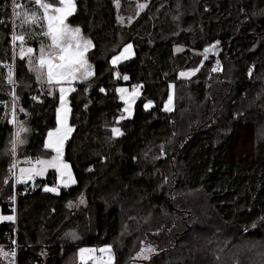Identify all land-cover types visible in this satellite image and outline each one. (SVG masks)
Here are the masks:
<instances>
[{
    "label": "trees",
    "instance_id": "obj_1",
    "mask_svg": "<svg viewBox=\"0 0 264 264\" xmlns=\"http://www.w3.org/2000/svg\"><path fill=\"white\" fill-rule=\"evenodd\" d=\"M141 2L146 7L134 13ZM75 3L67 22L91 39L94 75L67 96L73 131L63 158L75 183L49 193L43 188L56 185L54 170L18 184L9 165L51 155L44 139L56 127L59 91L38 83L18 56L15 86L8 82L14 4L27 6L21 14L37 7L34 0H0V214L15 215L0 221V245H15V264H65L79 246L98 245L111 246L112 264H214L209 252L218 244L212 243L229 238L234 242L226 250L237 240L261 250L251 263V250L242 252L239 264H264V0ZM118 15L131 20L122 24ZM126 43L133 56L111 65ZM213 45L215 51L205 52ZM212 66L220 70L213 73ZM186 70L195 71L181 79ZM118 85L139 90L132 114L122 119ZM13 91L18 119L30 129L15 157L5 151L14 131ZM114 127L122 134L113 136ZM239 132L245 146L231 156ZM71 228L75 242L64 236ZM143 241L155 251L135 260Z\"/></svg>",
    "mask_w": 264,
    "mask_h": 264
},
{
    "label": "snow or ice",
    "instance_id": "obj_2",
    "mask_svg": "<svg viewBox=\"0 0 264 264\" xmlns=\"http://www.w3.org/2000/svg\"><path fill=\"white\" fill-rule=\"evenodd\" d=\"M33 0H28V3L31 4ZM117 7H119L118 0H115ZM35 5L37 6V11L31 13L25 11L23 13V19L21 20V27H28L31 30V26L36 24L41 27L43 31L39 34H34L29 31L27 34L22 35H12L13 46L15 47V42L20 41V52L19 56L21 59L27 57L29 64V71L35 73L36 80L38 83L43 84L47 83L49 89L55 88L57 85L59 87L60 93V104L61 107H58L56 110L57 117V127L55 129L49 130L47 137L44 141V148L51 149L55 155L51 159L45 160L38 158L34 163L31 158H26L25 163L31 165L29 167H21L19 169V179L17 182L31 180L35 176H42L48 168L55 169L59 174V182L67 186L68 183H75V180L72 178L70 166L63 159V146L64 141L68 138V134L73 131V129L68 126L67 123V114L69 109L66 104L65 99L68 92L74 91L71 87H64L63 85H71L73 81H86L94 75V72L91 71V65L87 59V53L89 49L94 47L90 39H86L82 30L79 26L72 27L66 21L68 17L72 16L76 11L75 0H58V5L48 2V0H34ZM22 7L21 4H14V15L20 17L21 13L17 10ZM138 7L143 8L145 5L141 4ZM42 13V14H41ZM40 35L46 38L49 43L44 44L41 42L39 47V53L36 54V50L32 47H25L26 39L30 36ZM132 45L128 44L125 46L124 50L117 56L112 57V64L115 65L121 59L126 58L125 53L130 52ZM179 50V49H178ZM208 49H205L207 52ZM7 67V65H5ZM214 71L216 69H213ZM189 73L181 72L180 76L190 75ZM252 69H249V74H251ZM9 83H14L12 78V72L9 71L7 77ZM125 80L128 79L127 76L124 77ZM173 86L170 84L169 88ZM87 90V89H86ZM101 92H104L105 89L101 88ZM116 91L121 93V99L125 100L126 103L129 101L125 99L124 93L126 89L117 88ZM49 95H52L50 90ZM139 95L135 90L131 94V99L134 100L135 97ZM13 96V106L11 112V119H8V123L11 124L14 128L13 133L11 134V139L9 141L10 147L6 148V152H10L13 157L16 156L17 148L19 145H23L26 140L23 138L22 134H26L30 131L29 128L25 126L24 121L18 119V114L16 112V103L15 101L18 97L15 96V92L12 93ZM35 99V97H34ZM173 101V94L170 91L168 95V100L165 102V109L171 111V104ZM152 101H148L144 107L147 109L152 105ZM20 112H24L23 108L19 109ZM124 111H129L128 108H125ZM113 136L121 135V131L118 128H112ZM18 166V162L13 160L12 164L9 165V172L12 174L13 178L16 177L15 169ZM5 183H8L7 178ZM45 191L56 192V187H47L45 186ZM11 199L14 200V197ZM83 203V200H81ZM71 206V202H69ZM15 216H0V220L5 221H14ZM264 219V218H262ZM66 235L71 236L73 239L76 238V234L73 231L66 233ZM15 243V242H13ZM94 251L93 249H83L81 248L79 252L81 254L86 252ZM108 251L111 252V246L106 245L101 249V252ZM155 249L150 245L147 248H142L141 252L137 255H143L144 259H149V254L154 252ZM9 253H6L0 248V256H8ZM12 256L15 253H11ZM81 259L85 260L86 258L81 255ZM107 264H112L111 259L107 261Z\"/></svg>",
    "mask_w": 264,
    "mask_h": 264
},
{
    "label": "rangeland",
    "instance_id": "obj_3",
    "mask_svg": "<svg viewBox=\"0 0 264 264\" xmlns=\"http://www.w3.org/2000/svg\"><path fill=\"white\" fill-rule=\"evenodd\" d=\"M56 4L58 5V0H57V2H56ZM141 4H143V5H145V7H146V3H143V2H141V3H138L135 7V10H134V13H139L141 10H143V8H145V7H143V8H140V7H138L139 5H141ZM10 7H12V5H10ZM37 7V6H36ZM22 9H28L27 8V6H24V5H22ZM34 11H36L35 9H34ZM25 11H23L22 12V14L20 15V17L18 18V17H16L15 15L13 16V14H12V16L10 17L11 19L9 20L10 22L9 23H7V20L5 21V23H7L9 26L8 27H11V31H10V37H11V51H12V63H10V65H11V67H10V69L9 70H11V72L13 73V71H14V58L15 57H20L19 56V52H20V41H16L15 42V47L13 46V42H12V35L13 34H15V35H22V34H27V33H29V31H31V33H34V34H39V33H41L42 31H43V29L41 28V27H39V26H37L36 24H33L32 26H31V30H29V28L28 27H21V20L23 19V13H24ZM28 12V11H27ZM131 12L132 11H129V14H131ZM29 13H31V12H29ZM128 13V12H127ZM42 14V13H41ZM131 20V16H127V17H123V16H120V15H118V21L120 22V23H125V24H127L129 21ZM67 22V21H66ZM68 23V22H67ZM69 24V23H68ZM70 26H72V27H75V26H77V25H71V24H69ZM37 26V27H36ZM37 28V30H38V28H41L40 30H36V29H34V28ZM86 39H90V38H88V37H86V36H84ZM33 38H35L37 41H38V44H36V45H32V44H30V40H32ZM91 40V39H90ZM41 42H43L44 44H47V43H49V41L46 39V38H44L43 36H40V35H35V36H30L29 38H27L26 39V42H25V47H29V46H33L34 48H35V50H36V54L38 55V53H39V47H40V44H41ZM128 44H131V43H126V44H124L123 45V47L121 48V50L118 52V53H116L115 55H113V56H117V55H119L123 50H124V48H125V46L126 45H128ZM214 46V45H213ZM209 47V48H207L208 49V52H212V51H215L216 50V46H214V47ZM177 51V50H176ZM133 54H134V51H133V46H132V49H131V51L130 52H127V53H125V56H126V58H124V59H121L120 61H118L115 65H117L119 62H121V61H123V60H125V59H128V58H130V57H132L133 56ZM199 54H200V52H199ZM202 55H204V56H206V53L204 52H202L201 53ZM112 56V57H113ZM112 57H111V59H110V62L112 61ZM25 59H26V61H27V65H28V68H29V64H28V59H27V57H25ZM88 59V58H87ZM88 62H89V64L92 66L91 67V71H93V65H92V63L89 61V59H88ZM111 65H113L112 64V62H111ZM115 65H113V66H115ZM194 72L192 71V74H193ZM34 75H35V73H34ZM35 78H36V76H35ZM91 78V77H90ZM89 78V79H90ZM88 79V80H89ZM87 81V80H86ZM81 82H84V81H73L72 83H71V85H67V84H65V85H63L64 87H71V88H73V86L75 85V84H77V83H81ZM12 84V87H14L15 86V84L14 83H11ZM45 84H47L46 82H45ZM59 87H60V85H57V89H58V91H59ZM137 91H139L137 88H136V92ZM120 95V97H121V93L119 94ZM65 99H66V97H65ZM125 101V100H124ZM59 103H60V101H59ZM171 107H172V104H171ZM125 108H129V106H128V104L127 103H125L124 104V107H123V110L125 109ZM165 108V107H164ZM122 114H126V111H123V113ZM246 134L245 133H241V132H239V134L236 136V138H235V144L232 146V148L230 149V154H231V156L233 155V156H237L238 154H240L241 153V149L242 148H244V146H245V143H242V141H243V138H244V136H245ZM24 165L21 163V162H19L18 163V166L16 167V169H15V172L17 171V168H18V170L21 168V167H23ZM51 170H54L55 172H56V170L55 169H51ZM43 176H45V175H43ZM43 176H35V177H43ZM34 177V178H35ZM16 178V177H15ZM27 181H29V180H25V181H21L22 183H24V182H27ZM21 182H19V183H21ZM18 183V184H19ZM68 187V186H67ZM11 215H13V214H9V215H0V216H11ZM15 216V215H14ZM15 220V219H14ZM70 231H73V232H75V234H76V238L75 239H73L71 236H69V235H66V233H69ZM66 233H65V238L68 240V241H70V242H75V241H77L78 240V234H77V232L74 230V229H68L67 231H66ZM231 239H229V238H225V239H218V240H216V241H214L212 244H218V245H215L216 247L215 248H212V251L211 252H209L210 254H211V256H212V261L214 262V264H230V262H231V264H239L240 263V261L242 260V257L245 255V254H241L242 252H250V250H251V252L248 254V255H246L247 256V260L251 263L252 262V259L253 258H255L256 256H261V258H262V254H261V250H260V248H259V245L258 244H256L255 242H251V241H249V243H247L248 245V248H246L245 247V245H244V241L242 240V241H240V240H237V242L235 243V244H233L231 247H230V249L229 250H226L225 249V244H229L230 242H234V241H230ZM150 244L147 242V241H143V243H142V245H141V247H140V249L138 250V251H136L135 252V260H140V259H144V257H143V255H137L138 253H140L141 252V249L142 248H147L148 246H149ZM5 246V245H4ZM106 245H98V246H79L78 248H77V250H76V252L75 253H73L72 255H71V257H67L66 259H65V264H85V263H90V264H107V261H109V259H111V262L113 263L114 262V255H113V252H112V250H111V252H108V251H104V252H101V249L102 248H104ZM150 246H152V245H150ZM6 247V246H5ZM6 248H8V247H6ZM81 248H83V249H93L94 251H91V252H86V253H83V254H81L80 252H79V250L81 249ZM152 248H154L155 249V246H152ZM9 249V248H8ZM151 254V253H150ZM150 254H149V256H150ZM240 254H241V256H240ZM81 255H83L86 259L85 260H82L81 259ZM240 256V257H239ZM237 260V261H236ZM9 263L8 264H13L11 261H8ZM5 264H7V263H5ZM132 264H138V263H136V261H133L132 262Z\"/></svg>",
    "mask_w": 264,
    "mask_h": 264
},
{
    "label": "crops",
    "instance_id": "obj_4",
    "mask_svg": "<svg viewBox=\"0 0 264 264\" xmlns=\"http://www.w3.org/2000/svg\"><path fill=\"white\" fill-rule=\"evenodd\" d=\"M29 47H32V48H34L33 46H29ZM35 49V48H34ZM179 49V50H178ZM37 50V49H36ZM177 50V51H176ZM182 50V48L181 47H179V46H177V47H175L174 48V51L177 53V52H180ZM191 70H186V71H182V72H185V73H189ZM194 72V71H193ZM180 73L181 72H179V77L181 78V79H188L189 77H191L192 76V72H191V74L190 75H186V76H180ZM127 87L128 86H125V85H118L117 86V88H122V89H126V92L124 93V95H125V99L126 100H128L129 102L127 103L128 104V106H129V111H126V114H122L123 113V108H122V112H121V116H120V119H122V118H126V117H129L131 114H132V110H133V104H134V101H135V99L137 98V96L135 97V99L134 100H132L131 99V94H129L128 92H127ZM138 93H139V91H137ZM69 93V92H68ZM68 93H67V95H66V101H67V104H66V106H67V108L69 109V112H68V114H67V123H68V126H70L71 127V125L69 124V116H70V104H69V101H68ZM118 94H120V93H118ZM119 98H120V95H119ZM120 100H122L121 98H120ZM168 100V99H167ZM59 101H60V93H59ZM122 102H123V107H124V104L126 103L124 100H122ZM147 103V102H146ZM58 107H61V104L59 103L58 104V106H57V108ZM57 110V109H56ZM56 117H57V113L55 114V119H56ZM56 127H57V121H56ZM56 127H54V128H52V129H55ZM72 128V127H71ZM52 129H49V130H52ZM48 130V131H49ZM48 131H47V133H48ZM47 133H46V136H45V139H46V137H47ZM71 135V133H69L68 134V138H69V136ZM67 138V139H68ZM45 139H44V141H45ZM66 139V140H67ZM65 140V141H66ZM65 141H64V143H65ZM63 148H64V146H63ZM46 150H48V151H50L51 152V155L48 157V158H42V159H45V160H48V159H51V157L53 156V155H55V153L51 150V149H46ZM64 159V158H63ZM33 161V163L36 161V160H32ZM65 161V160H64ZM66 162V161H65ZM67 164H68V162H66ZM24 166L23 167H29V166H31V165H29V164H27V163H25V162H23L22 163ZM69 165V164H68ZM70 166V165H69ZM52 168H48L46 171H45V173L43 174V175H46V173L49 171V170H51ZM70 170H71V168H70ZM55 174H56V185L55 186H47V187H49V188H51V187H56L57 188V191L56 192H50V191H46V192H49V193H57L58 192V190H59V187H67V186H70V185H72V184H74V183H68L67 184V186H65V184H63V183H60L59 182V174L57 173V172H55ZM71 174H72V171H71ZM42 175V176H43ZM72 178L74 179V177H73V174H72ZM19 179V170H18V168H17V171H16V180H18ZM34 179V178H33ZM33 179H31V180H29V181H27V182H24V183H19V182H17V183H19V184H26V183H28V182H30V181H32ZM43 190L45 191V187L43 188ZM1 215V214H0ZM0 221H5V220H0Z\"/></svg>",
    "mask_w": 264,
    "mask_h": 264
},
{
    "label": "built area",
    "instance_id": "obj_5",
    "mask_svg": "<svg viewBox=\"0 0 264 264\" xmlns=\"http://www.w3.org/2000/svg\"><path fill=\"white\" fill-rule=\"evenodd\" d=\"M213 69H216L215 71L213 70ZM220 69L219 68H217L216 66H212V67H210V71L211 72H213V73H215V72H217V71H219ZM136 88H137V85H132V86H129L128 88H127V92L129 93V94H132L133 93V91L134 90H136ZM0 248H2V250L4 251V252H6V253H9V255L8 256H0V260H2L4 263H9L8 261H11L13 264H15V262H16V250H15V245H14V247L13 248H5L4 246H2V245H0ZM15 253V255L14 256H12L11 255V253Z\"/></svg>",
    "mask_w": 264,
    "mask_h": 264
}]
</instances>
